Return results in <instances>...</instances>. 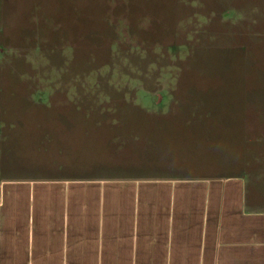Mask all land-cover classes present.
Masks as SVG:
<instances>
[{
  "label": "rangeland",
  "instance_id": "374dc122",
  "mask_svg": "<svg viewBox=\"0 0 264 264\" xmlns=\"http://www.w3.org/2000/svg\"><path fill=\"white\" fill-rule=\"evenodd\" d=\"M244 161L264 171V0H0V179Z\"/></svg>",
  "mask_w": 264,
  "mask_h": 264
},
{
  "label": "crops",
  "instance_id": "0c3cea01",
  "mask_svg": "<svg viewBox=\"0 0 264 264\" xmlns=\"http://www.w3.org/2000/svg\"><path fill=\"white\" fill-rule=\"evenodd\" d=\"M249 168L2 178L0 264H264V171Z\"/></svg>",
  "mask_w": 264,
  "mask_h": 264
}]
</instances>
